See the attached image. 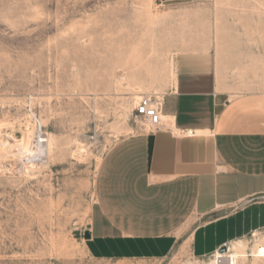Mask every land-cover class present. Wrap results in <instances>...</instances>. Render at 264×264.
Masks as SVG:
<instances>
[{
    "label": "rangeland",
    "instance_id": "obj_1",
    "mask_svg": "<svg viewBox=\"0 0 264 264\" xmlns=\"http://www.w3.org/2000/svg\"><path fill=\"white\" fill-rule=\"evenodd\" d=\"M204 50L228 90L264 94V0H0V264H214L187 236L132 259H96L85 238L102 158L149 130L140 97ZM241 243L234 264H264V230Z\"/></svg>",
    "mask_w": 264,
    "mask_h": 264
},
{
    "label": "crops",
    "instance_id": "obj_2",
    "mask_svg": "<svg viewBox=\"0 0 264 264\" xmlns=\"http://www.w3.org/2000/svg\"><path fill=\"white\" fill-rule=\"evenodd\" d=\"M157 130L102 158L86 247L96 259L164 258L186 236L207 255L264 230V94L228 90L211 50L176 59Z\"/></svg>",
    "mask_w": 264,
    "mask_h": 264
},
{
    "label": "built area",
    "instance_id": "obj_3",
    "mask_svg": "<svg viewBox=\"0 0 264 264\" xmlns=\"http://www.w3.org/2000/svg\"><path fill=\"white\" fill-rule=\"evenodd\" d=\"M163 105L164 95L144 94L136 105V117L142 118L145 124L148 125L149 130H157L161 127L163 121Z\"/></svg>",
    "mask_w": 264,
    "mask_h": 264
},
{
    "label": "bare ground",
    "instance_id": "obj_4",
    "mask_svg": "<svg viewBox=\"0 0 264 264\" xmlns=\"http://www.w3.org/2000/svg\"><path fill=\"white\" fill-rule=\"evenodd\" d=\"M42 141H45V140H42ZM242 243L241 241H237L235 242V244L233 245L234 248H236L237 246H241ZM217 256L216 258L214 259V264H234L239 256V252L236 250L232 253L230 252H225V253H222L220 251H217L216 252ZM254 254L256 256H263L264 257V245L262 246H259L256 251L254 252Z\"/></svg>",
    "mask_w": 264,
    "mask_h": 264
},
{
    "label": "water",
    "instance_id": "obj_5",
    "mask_svg": "<svg viewBox=\"0 0 264 264\" xmlns=\"http://www.w3.org/2000/svg\"><path fill=\"white\" fill-rule=\"evenodd\" d=\"M90 237V233H89V231H87L86 233H85V238L86 239H88ZM227 246L225 245V246H222L220 249H219V251L220 252H222V253H224V252H226L227 251Z\"/></svg>",
    "mask_w": 264,
    "mask_h": 264
}]
</instances>
